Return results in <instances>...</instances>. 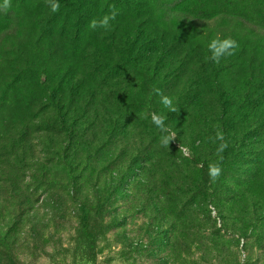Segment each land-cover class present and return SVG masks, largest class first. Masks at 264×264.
<instances>
[{"label": "trees", "instance_id": "trees-1", "mask_svg": "<svg viewBox=\"0 0 264 264\" xmlns=\"http://www.w3.org/2000/svg\"><path fill=\"white\" fill-rule=\"evenodd\" d=\"M30 2L48 9L34 11ZM58 2L55 13L46 0H11L7 12L0 10V110L10 108L5 93L11 87L22 111H37L19 127L10 121L11 132L0 131V203L5 195L16 207L6 220L8 208L0 204V237H8L33 208L20 178L28 164L36 182L70 191L78 235L91 252L96 248L91 212L106 210L122 185L156 198L160 219L171 232L180 223L184 236L197 232L195 225L187 226L190 212H204L209 204L230 215L261 211L264 0ZM110 5L118 11L110 28L90 29L89 21L107 14ZM217 37L238 44L218 64L206 60L207 44ZM44 45L45 53H53L51 65L31 63L33 49L42 47L43 56ZM68 49L72 59L62 69L59 55ZM155 89L172 98L179 111L165 108ZM152 113L164 116L165 126L176 133L169 147L160 143L167 133L152 123ZM31 130L42 137L41 148L54 163L27 154ZM217 132L228 144L221 154ZM178 146L189 148L190 157ZM210 163L221 168L215 181L208 175ZM92 168L98 177L91 183ZM84 187L93 190L91 197L82 194ZM247 227L238 228L240 235ZM167 237L169 244L170 232Z\"/></svg>", "mask_w": 264, "mask_h": 264}, {"label": "rangeland", "instance_id": "rangeland-1", "mask_svg": "<svg viewBox=\"0 0 264 264\" xmlns=\"http://www.w3.org/2000/svg\"><path fill=\"white\" fill-rule=\"evenodd\" d=\"M30 4L34 11L44 7ZM40 50L33 49L31 63L36 65L39 61H48L51 65L48 56L51 57L53 53H45V45L41 52L43 56H40ZM70 59L68 49L65 54L59 55L58 64L63 69L70 64ZM1 82L0 86L4 79ZM14 91L11 87L6 88V105L10 108L0 110V131L5 133L12 131L10 121L19 127L23 120H33L37 116L33 107L21 110V105L14 100ZM12 104L15 105L11 107ZM122 114L129 115L125 109ZM30 133V150L27 154L54 163L56 159L41 148L39 140L42 137L36 136L33 130ZM178 147L182 156L190 157L189 148ZM185 148L188 149L187 155L183 151ZM29 165L20 178L23 189L29 193L34 205L25 212L8 237H0V264H264V208L258 213L249 211L238 216L237 211L230 215L209 204L204 212L199 209L196 210L198 214L190 212L192 221L187 226L195 225L197 232L184 236L180 223L178 230L171 232L165 219H160L163 214L155 211L156 198L149 199L141 189L129 184L127 188L123 185L119 188L106 210L91 212L92 232L96 239V248L91 252L78 235L77 204L70 191L59 185L36 182L30 178ZM61 171H57L60 179ZM97 172L98 169L92 168L89 176L91 183L98 177ZM92 191L84 187L82 194L91 197ZM221 196L228 199L225 193ZM1 200L2 208H8L4 213L6 220L15 216L16 207L8 196L4 195ZM226 215H229L227 220ZM195 217L200 222L196 223ZM1 219L2 216L0 228ZM254 219H257V223L255 220L250 224ZM241 225L248 226L242 235L238 231ZM168 232L171 233L169 244Z\"/></svg>", "mask_w": 264, "mask_h": 264}, {"label": "clouds", "instance_id": "clouds-1", "mask_svg": "<svg viewBox=\"0 0 264 264\" xmlns=\"http://www.w3.org/2000/svg\"><path fill=\"white\" fill-rule=\"evenodd\" d=\"M46 3L50 7V10L52 12H58L60 9V4L58 0H46ZM11 7V0H3V3L0 4V10L7 12V10ZM118 14V11L116 9L115 5L109 6V12L105 15H103L99 20L92 19L89 21L88 27L90 29H96V28H103V29H109L110 28V21L115 20L116 16ZM238 47V44L235 40L231 38H214L209 41L207 44L208 52L210 53L209 56L206 57V60H210L213 63H219L220 59L224 56H230L234 54V50ZM157 95L161 96L160 103L167 108L171 112H178L179 109L174 106L172 98L169 96L163 95L159 89L154 90ZM151 121L152 123L160 129L162 133H167V135H163L161 137L160 143L165 146L169 147V144L171 141H173L176 137V133L171 131L168 127L165 126V117L157 114L152 113L151 114ZM212 139V138H210ZM215 140L221 141L217 148V153L221 154L225 151V149L228 147L227 142L224 139V135L222 132H217ZM185 152V155L188 154V149H183ZM221 161L223 157H220ZM221 174V168L219 166V163H210L208 166V175L209 178L212 181H215L219 178Z\"/></svg>", "mask_w": 264, "mask_h": 264}]
</instances>
